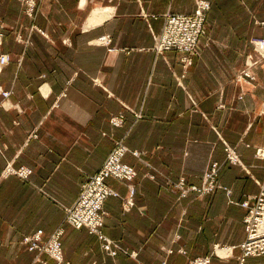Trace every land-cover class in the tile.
I'll return each instance as SVG.
<instances>
[{
	"label": "crops",
	"instance_id": "crops-1",
	"mask_svg": "<svg viewBox=\"0 0 264 264\" xmlns=\"http://www.w3.org/2000/svg\"><path fill=\"white\" fill-rule=\"evenodd\" d=\"M210 1L204 46L185 68L178 51L152 47L164 14L191 13L195 0H38L35 17L18 0H0V55L11 58L0 66V90L12 91L0 94V264H55L21 238L59 225L64 264H189L198 256L236 264L246 237L240 202L264 189L256 155L264 148V57L250 44L264 38L256 23L264 0ZM105 34L114 50L97 43ZM246 62H255L252 83L239 77ZM118 113L124 123L116 127L109 120ZM121 137L142 152L125 157L138 172L133 205L124 208L127 186L109 178L121 197L106 200L103 229L137 259L107 255L86 227L62 224ZM224 143L241 165L226 161ZM212 161L222 164L221 186L178 198L170 182L184 176L199 185ZM8 162L33 172L4 176ZM246 264H264V255Z\"/></svg>",
	"mask_w": 264,
	"mask_h": 264
},
{
	"label": "built area",
	"instance_id": "built-area-1",
	"mask_svg": "<svg viewBox=\"0 0 264 264\" xmlns=\"http://www.w3.org/2000/svg\"><path fill=\"white\" fill-rule=\"evenodd\" d=\"M24 5V10L27 15L34 17L38 13V0H18ZM211 4L210 1H197V10L191 15L170 14L165 19L163 35L161 37V49L180 48L183 51H191L192 44H195L200 33L205 32L204 27V9L208 11ZM264 25V21L260 22ZM0 27H3L0 24ZM208 27L206 26V31ZM44 34L43 31H40ZM3 33L0 31V42ZM104 39H107L105 37ZM253 44L257 51L264 53V39L255 38ZM194 51V50H193ZM9 54L0 55V66L10 61ZM255 62L250 63L240 74V79H245L248 83L255 80L254 74L250 70ZM12 94L11 90H2L1 95L8 99ZM227 153V161L241 165L242 161L236 150L225 144ZM126 153L124 149H116L109 154L107 161L104 163L102 172L93 177H89L88 181L83 185L82 190L77 198V204L69 210L68 221L75 227H86L90 233L96 235L101 241L103 251L110 256H116L119 247L108 238L104 233L105 209L104 201L111 195H117L110 187H108L104 179L111 175L118 179H125L127 182L134 180L136 172L134 169L121 162V156ZM256 154L259 157H264V148L256 149ZM221 163L217 161L211 162L203 173L202 187L196 185L187 186L183 181L178 184L179 195L186 197L189 191L200 192L201 194H210L216 188L220 187L218 182V172ZM31 167L21 165L13 166L12 162H8L4 170V176L16 175L22 179H28L32 174ZM98 185L94 191L92 187ZM133 193V188H131ZM240 205L245 208L246 213L243 217L246 237L240 244V254L237 257L236 264H246L249 257L264 255V189L257 195L246 196L240 202ZM88 209V207H90ZM68 214V213H67ZM63 228L57 227L49 236L46 237L43 229H38L24 238V242L30 251L45 252L55 262V264H64L62 234ZM181 253H185L181 250ZM190 264H211L210 256H198L189 259ZM43 264H48L42 261Z\"/></svg>",
	"mask_w": 264,
	"mask_h": 264
},
{
	"label": "rangeland",
	"instance_id": "rangeland-1",
	"mask_svg": "<svg viewBox=\"0 0 264 264\" xmlns=\"http://www.w3.org/2000/svg\"><path fill=\"white\" fill-rule=\"evenodd\" d=\"M197 1H201V0H195V8H194V11L193 12H191V13H178V12H173V11H171V10H169V11H167L165 14H164V24H165V19L167 18V16L168 15H170V14H173V15H177V14H184V15H191V14H193V13H195V11L197 10ZM202 1H204V0H202ZM207 1V0H206ZM208 1H210V0H208ZM210 4H212L211 3V1H210ZM210 9H211V6H210V8H209V10L207 11L206 10V8L204 9V13H203V16H204V27H205V32H202V33H200V37H199V39H198V41L195 43V44H192V47H193V49H191V51H183V50H181L180 48H170V49H167V50H165V49H161V44H162V40H161V37H162V33H163V29H164V25H163V29H162V31L160 32V33H158V34H155L154 35V44H153V50H154V52L157 54V55H164V53H166L167 51H170V50H175V51H178L179 53H181V56H180V58H181V63H183V65H184V67L185 68H187V67H189L192 63H193V59H194V57H196V56H199L200 55V49H202V47L204 46V44H203V38H204V36L207 34V31H208V29H207V31H206V26L208 27V13H209V11H210ZM25 11V10H24ZM27 15V14H26ZM29 16V15H28ZM36 16V15H35ZM34 16V17H35ZM30 17V16H29ZM261 21H264V20H261ZM261 21H257L256 23H258V24H260L261 26H264V25H262L260 22ZM105 37H107V39H104ZM262 39H264L263 37H261ZM257 39H259V38H257ZM253 40L254 39H252V40H250V44H251V46H252V49H253V51H257L256 50V48H255V46H254V44H253ZM111 41H112V37L109 35V34H105V35H103V36H101L98 40H97V43H99L100 45H105V46H107L108 48V50H114V48H110L108 45L111 43ZM194 50V51H193ZM260 54H261V56L262 57H264V53H262V52H260V51H258ZM3 54H6V53H3ZM251 62H246V66H245V68L246 67H249L248 65L250 64ZM252 67L250 68V70L252 71V73L254 74V77H255V80H256V73L254 72V70H253V68H254V66H255V63L253 64V65H251ZM244 70V69H243ZM242 70V71H243ZM239 77H240V74H239ZM240 80V79H239ZM254 80V81H255ZM182 84V83H181ZM1 91L2 90H0V94H1ZM135 114V117L136 118H140L141 116H142V113L141 112H135L134 113ZM109 122H110V124H112L113 126H116V127H119V126H121L123 123H124V115H123V113H118V114H114V115H112L111 117H110V120H109ZM224 144H226V145H229V144H227V143H224ZM229 146H231V145H229ZM224 147H225V145H224ZM231 147H233L235 150H236V152H237V154L239 155V157H240V154L238 153V151H237V149L234 147V146H231ZM116 149H124V150H126V153L123 155V156H121V162L123 163V164H126V165H128V166H130V167H132L133 169H134V171L136 172V176H135V178L137 177V175H138V172H137V170H136V168L134 167V166H132L131 164H129V163H127L126 161H125V157H126V155L128 154V153H130V154H132V155H134V156H136V157H138V158H140L141 157V154H142V152L141 151H138V150H135V149H130L127 145H126V143H125V137H121V138H118V139H116L115 141H114V143H113V147H112V149L110 150V152L108 153V155L106 156V158L104 159V161H103V163H102V165L100 166V168L96 171V172H94V173H91V174H89V175H87V177H86V179H85V181L81 184V187H80V191H79V194H80V192H81V190H82V187H83V185L88 181V179H89V177L91 178V177H93V175H96V174H100L101 172H102V170H103V166H104V163H105V161H107V158L109 157V154L110 153H112L114 150H116ZM257 155V154H256ZM258 156V155H257ZM240 159H241V157H240ZM228 159H227V153H226V161H227ZM241 161H242V159H241ZM213 162V161H212ZM218 162V161H217ZM228 162V161H227ZM211 163V162H210ZM209 163V164H210ZM230 163V162H229ZM29 167V166H28ZM33 170V169H32ZM220 170V169H219ZM151 175V174H150ZM151 176H153V175H151ZM109 178H113V179H115V180H117V181H119L120 183H122V184H124V185H126L127 186V189H128V196L123 200V206H124V208L125 209H129V207H131L132 205H133V195H134V193H135V182H134V180H135V178H134V180H132L131 182H127L125 179H118V178H115V177H113V176H111V175H108V176H106L105 177V179H104V182H105V184L108 186V187H110L113 191H115L116 193H117V195H111V196H114V197H121V195H120V193L116 190V189H114L113 187H111L109 184H108V182H107V180L109 179ZM202 178H203V175H202ZM181 181H183L184 183H185V185H187V186H191V185H196V184H189L188 182H187V180H186V178L184 177V176H181V177H179L177 180H175V181H171L170 182V185H172V187H173V189L176 191V192H178L180 189H179V187H178V184L181 182ZM202 181H203V179H202ZM220 184V183H219ZM196 186H198V188H200V187H202V182L199 184V185H196ZM221 186V185H220ZM96 188H98V185H94V187H92V191H94ZM131 188H133V193L131 192ZM179 189V190H178ZM227 190V189H226ZM190 192H192V191H189L188 193H187V196H188V194L190 193ZM193 192H195V191H193ZM227 192H229V190H227ZM179 193V192H178ZM197 193L199 194V195H205V194H201L200 192H198L197 191ZM79 194H78V196H77V198L79 197ZM111 196H109V197H111ZM108 197V198H109ZM77 198L75 199V201L70 205V206H67V207H65L64 208V210H65V215H64V218H63V222H62V224H69V225H72V224H70L69 223V221H68V218H69V210L73 207V206H75L76 204H77ZM107 198V199H108ZM178 198H184V197H181L180 195L178 196ZM106 199V200H107ZM106 200L104 201V205H105V202H106ZM89 208H91V206L90 207H88V209ZM104 209H105V207H104ZM105 212H106V210H105ZM68 213V214H67ZM73 226V225H72ZM57 227H62L63 228V230H64V227H63V225H59V226H57ZM56 227V228H57ZM75 227V226H74ZM55 228V229H56ZM54 229V230H55ZM53 230V231H54ZM104 230V229H103ZM52 231V232H53ZM45 232V231H44ZM51 232V233H52ZM33 233V232H32ZM51 233H49L48 235H46V233H45V235H46V237L47 236H49ZM105 233V232H104ZM28 234H31V233H28ZM28 234H25V235H23L22 236V238H21V242H22V244L26 247V249L27 250H29L28 249V247H27V245L25 244V242H24V238L28 235ZM63 234H64V231H63ZM63 234H62V236H63ZM105 235H106V233H105ZM107 237H108V235H106ZM176 237H178V235H176ZM108 238H110V237H108ZM111 239V238H110ZM112 241H114L115 242V244L119 247V251H118V253H123V254H127L128 256H130V257H133V258H136L137 259V257H138V255H139V253H138V251H136V250H129V249H127V248H125V247H123L121 244H119L117 241H115V240H113V239H111ZM62 241V240H61ZM62 246H63V244H62ZM181 250H184L183 248H179V249H177V253H181ZM30 251V250H29ZM185 251V250H184ZM35 252H37V251H35ZM166 252L168 253V254H173L174 252H175V249H172V248H169V249H166ZM37 253H45V252H37ZM117 253V254H118ZM45 254H47V253H45ZM181 254H184V253H181ZM48 255V254H47ZM63 257H64V252H63ZM188 263L190 264V262L188 261ZM163 264H171V263H169L168 261H164V263Z\"/></svg>",
	"mask_w": 264,
	"mask_h": 264
}]
</instances>
